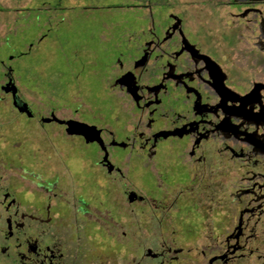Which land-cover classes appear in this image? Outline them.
<instances>
[{
	"label": "flooded vegetation",
	"instance_id": "obj_1",
	"mask_svg": "<svg viewBox=\"0 0 264 264\" xmlns=\"http://www.w3.org/2000/svg\"><path fill=\"white\" fill-rule=\"evenodd\" d=\"M160 1L112 64L117 112L87 122L102 142L42 119L89 166L55 159L49 180L45 152L0 183V264H264V0H200L211 26Z\"/></svg>",
	"mask_w": 264,
	"mask_h": 264
},
{
	"label": "rangeland",
	"instance_id": "obj_2",
	"mask_svg": "<svg viewBox=\"0 0 264 264\" xmlns=\"http://www.w3.org/2000/svg\"><path fill=\"white\" fill-rule=\"evenodd\" d=\"M147 1L0 0L5 9L0 12V183L19 180L21 165L29 166L32 174L39 171L36 166L45 165L39 162L45 152L55 156L46 163L49 180L56 163L89 166L88 157L79 162L73 150L93 147L69 140L57 126L42 125V119L52 112L96 124L105 115L112 119L118 107L107 87L112 64L119 48L147 27L148 8L143 6ZM179 1L191 5V15L195 7L201 9L197 15L207 25L215 20L217 9L210 4ZM30 41L35 46L21 55ZM12 54L15 59L8 60ZM1 60L13 67L19 94L34 106L36 120L21 114L12 96L1 89L5 81Z\"/></svg>",
	"mask_w": 264,
	"mask_h": 264
},
{
	"label": "water",
	"instance_id": "obj_3",
	"mask_svg": "<svg viewBox=\"0 0 264 264\" xmlns=\"http://www.w3.org/2000/svg\"><path fill=\"white\" fill-rule=\"evenodd\" d=\"M3 90L6 92H12L15 97V103L19 106L21 111H25L29 108L28 104L21 101L18 97V88L13 79H11L8 83L3 86ZM52 120H57L61 123H66L68 125L67 131L70 134H82L86 137L87 141H101L102 138L100 136V130L96 125H91L85 121H81L78 119H62L58 117L55 113H52L51 116L45 117L44 121L49 122Z\"/></svg>",
	"mask_w": 264,
	"mask_h": 264
}]
</instances>
